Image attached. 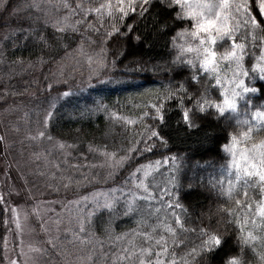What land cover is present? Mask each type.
<instances>
[{"label":"trees","instance_id":"trees-1","mask_svg":"<svg viewBox=\"0 0 264 264\" xmlns=\"http://www.w3.org/2000/svg\"><path fill=\"white\" fill-rule=\"evenodd\" d=\"M68 1L70 7H65L64 10H69L72 27L64 28L63 32L51 24L36 22L35 18L25 16L24 13L0 21V31H6V35L0 38V71H5L8 65L17 69L25 64L48 67L80 43L101 47L106 63L99 78H93L92 82L84 87L76 84L67 90V85L62 84L45 90V93H48L66 89V92L70 93L51 103L50 111L53 115L48 120V134L53 139L75 145V151L78 153L93 147L95 150L103 149L134 157L114 176L121 178V181L114 182L113 178L109 182L110 185L121 184L140 164L147 165L166 157H175L174 161L170 160L161 167L159 172L153 173L154 183L167 184L175 193L174 199L178 200L184 209L182 215L186 227L210 228L225 236L223 247L208 253L200 261V264H224L227 256H235L240 252L242 245L238 243V226L227 223L233 218L219 211L225 207L235 208L236 205L227 197L219 195L213 185L227 187L228 181L231 180L237 189L244 188L243 179L236 181L235 169H231L229 174L228 164L232 157L224 151V146L231 143L230 134H238L247 127L236 124L237 115L243 118L244 109L253 106L264 109V81L259 79L258 71H250L258 62L261 47L249 46L248 55L244 60V66L252 77L251 80L245 78V81L258 89L256 93L251 94L252 104L246 103V97L245 101L240 102L241 113H226L225 117H218L214 110H210L212 115H205L197 120L199 127L189 128L182 121L180 98H167L170 90L175 92L177 85L188 81L187 87L191 92L196 91L205 82L214 84L215 81L202 79L201 85L194 84L189 80L190 74L192 71L201 74V70L190 69L186 64L173 63L180 55L179 48L173 46L176 33L184 27H191L190 21L175 19V13L179 9L164 8L158 0H154L143 16L130 13L123 19H116L119 13L108 17L107 9H103L99 14L88 11L99 7L102 0ZM17 2L19 1H6L1 16L15 8ZM77 5H80L79 10H76ZM112 5L115 8L116 0L112 1ZM258 5L259 0H248L250 14L264 27V14L260 12ZM129 26L132 28L130 32ZM116 28L120 29L119 34L105 35L114 33ZM21 29L31 32L32 35L25 38V32L20 31ZM192 55L186 53L185 57L190 58ZM259 63L264 66V61ZM222 70L221 75L229 69L224 67ZM228 74L230 77L231 70ZM202 75L206 77L208 74ZM27 86L21 85L19 81L0 78V89L6 88L8 94L21 95V91ZM210 91L213 99H223L219 96V89L211 88ZM50 102L47 100L46 104L49 105ZM157 103L163 106V121L150 118L154 114L152 106ZM185 103L187 104V101ZM153 126L167 142L166 147H161L159 142L154 140L156 147L151 152H129L130 148L145 147L141 141L149 135V129ZM260 139H264V136H256L255 142ZM245 147H250V143H239L235 151L239 153ZM88 153L91 157V154L96 152L88 150ZM151 178L149 176L148 179ZM221 181L223 185H220ZM236 198L243 199V196ZM249 198L250 202L264 200V196L259 195L256 188L249 191ZM122 209L123 200L116 204V213L101 209L89 218L86 224L85 232L98 243L94 256L97 264H103L107 260L106 264H115L116 259L109 261L116 257L121 249L131 247V244H142L139 236L132 235L134 230H141L139 218L136 214L120 215ZM176 211L180 213L181 209ZM246 211L247 209H237V214L243 216ZM254 218L259 223L260 218ZM4 229L5 207L3 201H0V263L4 260ZM251 230L253 234L260 233L259 228ZM184 238L186 245L181 244L176 248L178 259L184 257L199 242L195 232H187ZM253 244L254 250L252 247L244 248L243 259L246 264H264L260 260L262 241L257 239Z\"/></svg>","mask_w":264,"mask_h":264},{"label":"snow or ice","instance_id":"snow-or-ice-1","mask_svg":"<svg viewBox=\"0 0 264 264\" xmlns=\"http://www.w3.org/2000/svg\"><path fill=\"white\" fill-rule=\"evenodd\" d=\"M153 2L154 0H116V6L113 8L112 0H108L107 4L100 3L99 7L88 11L99 14L103 9H107L108 17L119 13L116 19H123L130 13L143 16ZM158 2L167 9L178 8L179 11L175 13L176 20L192 22L190 29L184 28L176 33L173 46L179 48L180 55L173 63L186 64L190 69L199 68L201 74L192 71L189 77L194 84L201 85L202 79L205 81L214 79L215 81L214 84L205 82L196 91H189L188 81L177 85L175 92L170 90L168 99L180 98L183 123L189 128H197L199 127L197 120L204 118L205 115H212L210 110H214L218 117H225L226 113L239 114L241 113L240 102L245 101L246 97H248L246 103L251 105V94L256 93L258 89L246 83L245 78L251 80L250 71L253 73L258 71L259 79L264 81V66L259 63V61H264V27L250 14L248 0H158ZM65 7L69 5L65 3ZM258 7L264 14V0H259ZM79 9L80 5H77L76 10ZM64 30V28H58V31L63 32ZM20 31L25 32V38L32 35L26 30L21 29ZM128 31H132L131 26L128 27ZM119 32L120 29L116 28L114 33L105 35H115ZM177 38L183 40L184 43L176 44L175 39ZM249 46L262 49L256 66L250 71L244 66ZM221 48H223L222 51ZM186 53L193 55L190 58L185 57ZM225 64L232 73L227 79L220 74ZM202 74L208 75L205 77ZM211 88L219 89V96L223 99L220 101L213 99ZM69 94L68 92L63 93L64 96ZM152 108L154 114L150 118L163 121V106L157 103ZM52 115V111H49L45 125ZM236 124L247 127L238 134H230L231 143L224 146V151L232 157L228 164L229 174H231V169H235L236 181L243 179L244 188L237 189L231 180L228 181L227 187L213 185L217 188L219 195L227 197L236 205L235 208L225 207L219 211L233 218L227 223L238 226L240 232L238 243L242 245L240 252L235 256H227L224 264H246L243 259L244 248L252 247L254 250L253 242L257 239L262 241L260 260L264 262V200L250 202L249 198V191L253 188L258 190L259 195L264 196V139L255 142L256 136H264V109L260 106L245 108L243 118L237 115ZM39 136L44 137L45 132L41 131ZM2 139L0 137V140ZM154 140L158 141L161 147L167 145L153 126L149 129V135L141 141L145 147L143 149L130 148L128 151L151 152L156 147ZM242 142H249L250 147H245L237 153L236 146ZM59 147L64 148L65 145L60 144ZM89 150L94 151L91 148ZM104 155L116 156L115 153H104ZM132 159L134 157L130 155L120 156L116 159L115 166L122 168ZM170 160L174 161L175 157H166L147 165H138L125 181V186L111 189L113 195L110 199H102L106 194L100 193L93 194V199L84 197L83 202H77L83 203L80 211L85 219L93 217L101 209L116 213V204L121 200H123V209L119 214L125 216L136 214L139 218L138 223L141 230H134L132 235L139 236L142 244H131V247L121 249L120 253L116 254L115 264H128V262L132 264H200L208 253L218 251L223 247L226 238L221 232L210 228L186 227L182 215L184 209L179 201L174 199L175 193L167 184L154 183L153 173L159 172L160 168L168 164ZM146 169H151V172ZM138 174L142 175L138 177ZM149 176L152 178L148 179ZM220 185H223V181ZM116 193L119 195H115ZM241 195L243 199L236 198ZM2 199L0 197V201ZM254 203L255 211H253ZM89 205H92L91 209L85 212L84 209ZM176 209H181V212L178 213ZM237 209H247V211L243 216H238ZM257 216L260 218L259 223L254 218ZM252 228H259L260 233L253 234ZM79 231H86L83 221ZM187 232H195L199 242L184 257L178 259L176 248L181 244L186 245L184 237Z\"/></svg>","mask_w":264,"mask_h":264},{"label":"rangeland","instance_id":"rangeland-1","mask_svg":"<svg viewBox=\"0 0 264 264\" xmlns=\"http://www.w3.org/2000/svg\"><path fill=\"white\" fill-rule=\"evenodd\" d=\"M18 1L15 8L1 16L6 2L0 0V21L24 13L44 25L72 27L69 10H64L68 0ZM5 35L6 31H0V38ZM183 43L176 39V44ZM105 63L101 47L80 43L48 67L25 64L17 69L8 65L0 71V78L28 85L21 95L0 89V197L5 207L6 232L2 241L4 260L0 264H97L94 256L98 243L88 232L79 231L82 221L87 231L89 218L85 219L80 211L83 203L77 202L100 193L106 194L102 199H110L111 189L125 186L130 175L121 184H109L113 178L114 182L121 181L114 177L120 169L115 161L125 155L93 147L78 153L73 144L48 139L51 136L45 119L52 102L72 86H88L93 78H99ZM224 67L229 69L227 64ZM228 72L222 74L225 79ZM62 84L67 85V90L45 93ZM47 100L51 101L49 105ZM41 131L44 137L39 136ZM60 144L65 147L60 148ZM90 148L96 152L91 157Z\"/></svg>","mask_w":264,"mask_h":264}]
</instances>
